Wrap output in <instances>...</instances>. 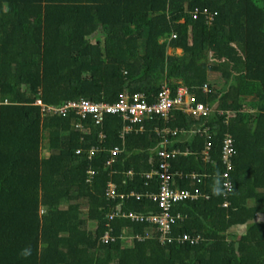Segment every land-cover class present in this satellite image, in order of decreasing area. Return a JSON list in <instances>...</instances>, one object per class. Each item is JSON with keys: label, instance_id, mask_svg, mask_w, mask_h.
<instances>
[{"label": "trees", "instance_id": "trees-1", "mask_svg": "<svg viewBox=\"0 0 264 264\" xmlns=\"http://www.w3.org/2000/svg\"><path fill=\"white\" fill-rule=\"evenodd\" d=\"M205 9L216 13L211 22ZM164 85L173 95L187 87L212 112L196 119L173 109L169 120L153 115L122 137L119 115L101 124L91 115L84 132L74 111L44 114L35 104L113 103L123 92L154 102ZM165 126L180 130L166 147L189 150L171 159L172 170L203 175L178 186L210 195L175 205L186 217L173 235L202 240L163 244L155 230L129 244L124 233L153 225L108 214L161 212L146 196L159 190L158 176L145 173L159 167ZM197 127H210V162ZM227 133L236 154L225 195ZM109 182L142 196L110 200ZM109 228L116 240L104 243ZM0 264H264V0H0Z\"/></svg>", "mask_w": 264, "mask_h": 264}, {"label": "built area", "instance_id": "built-area-1", "mask_svg": "<svg viewBox=\"0 0 264 264\" xmlns=\"http://www.w3.org/2000/svg\"><path fill=\"white\" fill-rule=\"evenodd\" d=\"M199 12L198 8L194 11V16L197 17ZM207 20L211 22L214 19L216 13H210L208 10H204ZM205 86V90H207ZM36 105L41 106L42 112L44 114L62 115L66 116L69 112L74 111L81 119L76 123V128L87 132L82 120L93 116L96 124H101L105 117L109 114H116L123 118L126 122L122 137L131 130L135 128V125L143 122L145 118L151 117L153 115L160 116L166 121L169 120L171 112L173 109H180L188 115L200 119L204 116H208L212 109L209 104L203 103L197 100L196 96L191 94L187 87L180 86L177 89L175 95H173L172 90L167 86L159 91L156 100L154 102H149L145 93L137 92L135 94H129L128 92H123L120 94L119 99L116 102H98L92 99L81 98L79 100H69L63 102L61 105H49L46 104L41 98L35 101ZM222 113V112H221ZM141 127L140 129H142ZM179 129H172L171 127L165 126L163 128H157V133L163 138V147L159 150L158 155L160 158L159 167L152 169L151 171L145 173L146 178L151 179L153 176H158L160 181V188L157 192H147L146 196L157 202L161 208V212L158 214H139L134 211H123L120 206L113 212L108 214L109 220H113L116 217L123 216L130 218L132 221L139 222H149L153 225L150 230L143 233H124L122 238L132 244L135 240L143 241L145 239L155 237V230L158 234V239L161 243H171L177 240L180 243H190L198 244L202 240L201 235H191L184 233L183 235L175 236L173 235V226L178 221H183L185 215L181 211L173 212V208L179 202L186 200H198L201 197L208 199L209 194L201 190L200 187H193L192 189L180 188L178 186V181L190 179L193 183L197 184L202 182L203 175L197 172H183L172 170L171 159L175 158L179 154L187 155L189 150L187 149L183 152L180 148L169 149L166 145L170 143V136H175L179 132ZM184 130H182L183 132ZM192 132L198 133L199 135L206 137V146L202 151L203 158L206 162L212 161L210 151L212 150V135L210 127H197L191 130ZM185 132V131H184ZM100 137L104 138L105 134L100 133ZM99 150V146H93L89 150L90 158L91 156ZM120 147H115L112 150V158L108 161L111 164L115 156L121 152ZM77 153H81V149L77 150ZM236 154L235 140L231 134L227 133L223 139L222 146V160L226 166V171L223 174L225 178L224 187L225 195L227 192L231 191L233 188V182L230 179V172L233 170V158ZM89 178L91 180L94 171L89 170ZM129 171V174H132ZM106 195L110 200H116L118 197L125 198L129 196H136L138 199L141 198L142 194L132 192L129 195L120 194L117 192L116 185L113 182L108 183ZM224 206H228L229 202L225 201ZM116 237L112 234V228H109L101 237V241L104 243L114 242Z\"/></svg>", "mask_w": 264, "mask_h": 264}, {"label": "rangeland", "instance_id": "rangeland-1", "mask_svg": "<svg viewBox=\"0 0 264 264\" xmlns=\"http://www.w3.org/2000/svg\"><path fill=\"white\" fill-rule=\"evenodd\" d=\"M98 39H99V40H100V39H101V40L103 39V37H102V35H101L100 33H99L98 36L94 39V41H95V40H98ZM170 52H171V50H170ZM181 52H182L181 49H178V50H177V53H181ZM47 145H48V144H47ZM47 152H48V150H47V148H46V142H45V146H44V148H43V155H44V156H45V155H48ZM242 230H244V229H240L241 232H242ZM232 237H233V236H232ZM128 242H129V241H128Z\"/></svg>", "mask_w": 264, "mask_h": 264}, {"label": "clouds", "instance_id": "clouds-1", "mask_svg": "<svg viewBox=\"0 0 264 264\" xmlns=\"http://www.w3.org/2000/svg\"><path fill=\"white\" fill-rule=\"evenodd\" d=\"M214 191L216 192V194H222L221 190L219 188H215ZM23 254L24 255H29L30 253L26 250Z\"/></svg>", "mask_w": 264, "mask_h": 264}, {"label": "crops", "instance_id": "crops-1", "mask_svg": "<svg viewBox=\"0 0 264 264\" xmlns=\"http://www.w3.org/2000/svg\"><path fill=\"white\" fill-rule=\"evenodd\" d=\"M47 153L49 154V151H48ZM240 229H242V228H240ZM240 229H239V230H240Z\"/></svg>", "mask_w": 264, "mask_h": 264}]
</instances>
